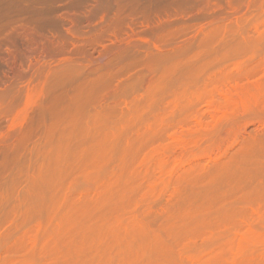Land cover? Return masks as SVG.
<instances>
[{
	"label": "rangeland",
	"instance_id": "obj_1",
	"mask_svg": "<svg viewBox=\"0 0 264 264\" xmlns=\"http://www.w3.org/2000/svg\"><path fill=\"white\" fill-rule=\"evenodd\" d=\"M0 105V264H264V0H0Z\"/></svg>",
	"mask_w": 264,
	"mask_h": 264
},
{
	"label": "bare ground",
	"instance_id": "obj_2",
	"mask_svg": "<svg viewBox=\"0 0 264 264\" xmlns=\"http://www.w3.org/2000/svg\"><path fill=\"white\" fill-rule=\"evenodd\" d=\"M35 33V32H34ZM35 35V34H34ZM31 36V35H30ZM41 36V35H40ZM34 37V36H33ZM32 37V38H33ZM36 37V36H35ZM34 37V38H35ZM38 37V36H37ZM37 39H39V38H37ZM36 39V40H37ZM33 41L35 40V39H32ZM31 40V41H32ZM34 41V44H35V42H37V41ZM43 40V39H42ZM39 41V46H36L35 47V45L33 44V47H35V48H30V49H28V51H27V49H25L27 52H24V53H26L29 57L30 56H36V57H38V58H43V59H45V58H51V57H54L55 55H57V54H59V53H61L62 51H61V49L59 50V47H57L56 46V44H54V43H49V42H47L46 40H43L42 42L40 41V39L38 40ZM45 41V42H44ZM49 41V40H48ZM41 42V43H40ZM38 44H36V45H38ZM61 48V47H60ZM60 51V52H59ZM25 55V54H24ZM102 55V54H101ZM105 56V55H104ZM25 57H27V56H25ZM11 59V58H10ZM13 59V58H12ZM97 60H99V61H102V59L101 58H99V59H97ZM12 62V61H11ZM10 61H9V63H11ZM8 63V64H9ZM13 64L11 65L10 64V71H11V74H12V76H13V79H16V80H19V79H21V78H23L22 76H23V69H22V67L21 66H19V65H16V64H14V62H12ZM16 63V62H15ZM20 63V62H19ZM22 63V62H21ZM20 63V64H21ZM28 63V62H27ZM105 63V62H104ZM40 64V63H39ZM31 65H33V64H30V66ZM48 65V64H47ZM24 66H25V64H24ZM26 67V66H25ZM30 68V67H29ZM39 68V67H38ZM25 70V69H24ZM25 75V74H24ZM237 88H235V89H231V90H226V91H224L223 92V98L224 99H226L225 101H227L226 103L227 104H231V105H233L232 103L234 102V105L236 104L237 105V103H239L240 105H242L243 104V106H244V104H245V106H247V105H249L250 103H248V101H249V99L250 100H252L253 102H255L256 103V101L255 100H257V103H259L260 101H259V98L258 97H256V96H254L252 93H250V90L249 89H247L246 88V91L244 90V88L242 89V88H240V86H236ZM242 87V86H241ZM249 92V94H250V96L252 95V97H250L248 94H245V93H248ZM256 95V94H255ZM255 97H256V99H255ZM259 101V102H258ZM232 102V103H231ZM248 104H247V103ZM249 102H251V101H249ZM1 106V105H0ZM213 109H219L220 107H218V106H214V107H212ZM221 108H224V106H222ZM219 109V111H218V109H217V111L218 112H216V113H219V112H221L222 113V109ZM215 109V110H216ZM225 109H228L227 107H225ZM213 112V111H212ZM214 113V112H213ZM215 115V114H214ZM218 115V114H217ZM191 138V137H190ZM190 140V139H189ZM188 142V138L187 137H182V138H179L178 139V143L180 144V146H183L185 143H187ZM184 147H185V145H184ZM187 149H185L184 151H186ZM186 153V152H185ZM188 151H187V154H185L184 155V153H183V151L180 153V155H179V157H178V161L176 160V163H174V164H176L178 167H179V164H180V166L182 165V163H184L185 161L187 162L192 156H190V158L189 157H185V156H188ZM190 155V154H189ZM191 155H192V153H191ZM194 156H195V154H193ZM177 158V157H176ZM186 158V159H185ZM187 158H189V159H187ZM184 159H185V161H184ZM185 162V163H186ZM176 167V166H175ZM177 167V168H178Z\"/></svg>",
	"mask_w": 264,
	"mask_h": 264
}]
</instances>
